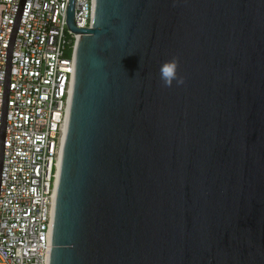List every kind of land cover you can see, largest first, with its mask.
I'll return each instance as SVG.
<instances>
[{"label":"water","instance_id":"1","mask_svg":"<svg viewBox=\"0 0 264 264\" xmlns=\"http://www.w3.org/2000/svg\"><path fill=\"white\" fill-rule=\"evenodd\" d=\"M64 13L79 34L47 264H264V0H93L90 27L73 0Z\"/></svg>","mask_w":264,"mask_h":264},{"label":"built area","instance_id":"2","mask_svg":"<svg viewBox=\"0 0 264 264\" xmlns=\"http://www.w3.org/2000/svg\"><path fill=\"white\" fill-rule=\"evenodd\" d=\"M17 0H0L4 52ZM67 0H24L11 47L0 168V264H47L54 189L74 44ZM93 0H73V25L90 27Z\"/></svg>","mask_w":264,"mask_h":264},{"label":"clouds","instance_id":"3","mask_svg":"<svg viewBox=\"0 0 264 264\" xmlns=\"http://www.w3.org/2000/svg\"><path fill=\"white\" fill-rule=\"evenodd\" d=\"M178 60L174 57L171 60L165 61L160 66V78L165 86L170 87L175 80L177 84L183 83V77L177 73Z\"/></svg>","mask_w":264,"mask_h":264}]
</instances>
